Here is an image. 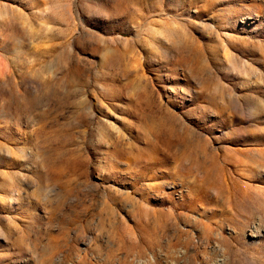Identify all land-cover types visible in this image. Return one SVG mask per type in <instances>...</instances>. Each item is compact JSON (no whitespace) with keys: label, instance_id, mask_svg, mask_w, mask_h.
Segmentation results:
<instances>
[{"label":"rangeland","instance_id":"374dc122","mask_svg":"<svg viewBox=\"0 0 264 264\" xmlns=\"http://www.w3.org/2000/svg\"><path fill=\"white\" fill-rule=\"evenodd\" d=\"M0 264H264V0H0Z\"/></svg>","mask_w":264,"mask_h":264},{"label":"bare ground","instance_id":"6f19581e","mask_svg":"<svg viewBox=\"0 0 264 264\" xmlns=\"http://www.w3.org/2000/svg\"><path fill=\"white\" fill-rule=\"evenodd\" d=\"M151 260L155 261V256L154 255L151 256Z\"/></svg>","mask_w":264,"mask_h":264}]
</instances>
